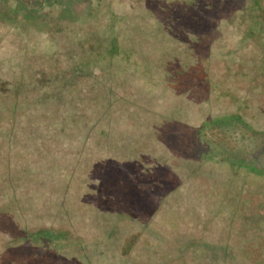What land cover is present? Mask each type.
I'll use <instances>...</instances> for the list:
<instances>
[{
  "label": "rangeland",
  "instance_id": "rangeland-1",
  "mask_svg": "<svg viewBox=\"0 0 264 264\" xmlns=\"http://www.w3.org/2000/svg\"><path fill=\"white\" fill-rule=\"evenodd\" d=\"M137 1L0 0V264H264V84L242 38L150 93L132 55L96 101L94 78L49 85Z\"/></svg>",
  "mask_w": 264,
  "mask_h": 264
},
{
  "label": "trees",
  "instance_id": "trees-1",
  "mask_svg": "<svg viewBox=\"0 0 264 264\" xmlns=\"http://www.w3.org/2000/svg\"><path fill=\"white\" fill-rule=\"evenodd\" d=\"M134 6L133 11L118 14V18L112 17L106 29L100 33L91 27L89 49L81 45L83 50L81 48L77 52L74 66L70 70H63L59 81L49 83L53 91L59 89L61 82H65L66 86L73 83L79 86L82 81L94 78L92 87L97 96L91 97L90 101H96L98 94L103 93L100 91L102 79L121 69L120 63L132 61V55L135 56L133 65L142 61L143 66L140 65L131 76L137 73L143 77L141 88L147 91L145 93H150L158 80L164 79L168 83L169 77L179 72L177 66L184 62L195 59L199 65H206L205 68L210 66L216 47L225 44V33L242 38V45L248 51L236 54L241 58V64H250L258 84H264V0H138ZM95 18L99 19V23L100 16ZM178 27L182 28V33ZM232 69L227 67V73H231ZM178 78L175 75L170 85ZM52 95L55 96L54 93ZM57 99L59 103H66L63 95ZM41 100L46 107L58 102L51 100L48 104L45 99ZM2 102L5 103V99ZM1 109L0 124H3L9 111ZM51 109L54 116L59 111L58 106ZM12 117L9 119L17 122L16 113H12ZM223 122L229 127L232 121L226 119ZM6 132L9 133V130ZM13 183L9 181V184ZM5 189L0 182V192L15 196L16 188L11 189V193ZM260 244L264 246V241Z\"/></svg>",
  "mask_w": 264,
  "mask_h": 264
}]
</instances>
